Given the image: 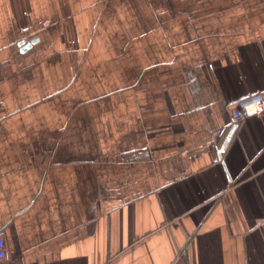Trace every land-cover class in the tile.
<instances>
[{
  "label": "crops",
  "instance_id": "obj_1",
  "mask_svg": "<svg viewBox=\"0 0 264 264\" xmlns=\"http://www.w3.org/2000/svg\"><path fill=\"white\" fill-rule=\"evenodd\" d=\"M259 91L264 0H0V264H264Z\"/></svg>",
  "mask_w": 264,
  "mask_h": 264
},
{
  "label": "built area",
  "instance_id": "obj_2",
  "mask_svg": "<svg viewBox=\"0 0 264 264\" xmlns=\"http://www.w3.org/2000/svg\"><path fill=\"white\" fill-rule=\"evenodd\" d=\"M264 113V91H259L234 103L231 114L234 125L253 115ZM8 257V247L6 240V229L0 228V261Z\"/></svg>",
  "mask_w": 264,
  "mask_h": 264
},
{
  "label": "water",
  "instance_id": "obj_3",
  "mask_svg": "<svg viewBox=\"0 0 264 264\" xmlns=\"http://www.w3.org/2000/svg\"><path fill=\"white\" fill-rule=\"evenodd\" d=\"M38 41H39V38H35V39L29 40V41H22L21 42V47H20V52L21 53H26V52L32 50L34 44H36ZM236 128H237V126L233 125V128L230 131V134H229L227 140L225 141V144H224L223 148H225L228 145L230 139L233 137V135H234V133L236 131Z\"/></svg>",
  "mask_w": 264,
  "mask_h": 264
}]
</instances>
